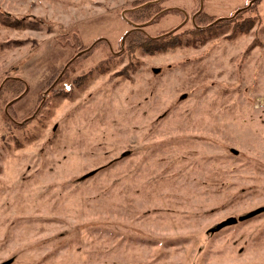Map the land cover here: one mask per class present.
<instances>
[{
  "label": "rangeland",
  "instance_id": "obj_1",
  "mask_svg": "<svg viewBox=\"0 0 264 264\" xmlns=\"http://www.w3.org/2000/svg\"><path fill=\"white\" fill-rule=\"evenodd\" d=\"M3 263L264 264V0H0Z\"/></svg>",
  "mask_w": 264,
  "mask_h": 264
},
{
  "label": "trees",
  "instance_id": "obj_2",
  "mask_svg": "<svg viewBox=\"0 0 264 264\" xmlns=\"http://www.w3.org/2000/svg\"><path fill=\"white\" fill-rule=\"evenodd\" d=\"M240 13V12H239ZM198 15H199V13H197ZM238 15V14H237ZM200 16H201V13H200ZM196 17H198L197 15H195V18ZM228 20V18H223V19H221L219 22L220 23H217V24H215V26L214 27H216V26H218V25H220V24H222V23H224V22H226ZM214 21V20H213ZM193 25H194V22L192 23ZM245 26V25H244ZM244 26H242L241 25V27H244ZM180 27H182V26H180ZM180 27H178V28H176V29H174L173 30V32H175L177 29H179ZM200 28L201 27H198V26H195L194 25V30H193V32L195 33V34H197V33H199V31H200ZM134 31L136 30V29H133ZM170 33V35H172V37H170V35L169 34H166V35H168V36H166V37H168L171 41L169 42V44L168 45H165V44H161V43H163L162 41H161V39H162V37H156V38H150V39H146V42L147 43H151L150 44V48H147V50H148V53H155V52H157V51H164V50H166L167 48H173V47H175V46H177V45H181V38L180 37H178L175 33ZM137 35L139 34V33H136ZM164 36V38H163V40H165L166 39V37ZM172 38V39H171ZM168 39V40H169ZM147 50H145V52H147Z\"/></svg>",
  "mask_w": 264,
  "mask_h": 264
},
{
  "label": "water",
  "instance_id": "obj_3",
  "mask_svg": "<svg viewBox=\"0 0 264 264\" xmlns=\"http://www.w3.org/2000/svg\"><path fill=\"white\" fill-rule=\"evenodd\" d=\"M252 2H253V1H251L249 5H251ZM249 5H248V6H249ZM243 9H245V8H243ZM243 9H239V10H237V11L235 12V15L238 14L239 12H241ZM200 10H201V8L199 9L198 12H200ZM219 20H220V19H219ZM192 21H193V19H192ZM78 55H79V54H78ZM66 67H67V65L65 66V68H66ZM60 76H61V74H60ZM230 151H231L233 154H235V155L238 154V151L235 150V149H230ZM235 221H236V220H235L234 218H232V217H231V218H228V219L225 220V222L221 223V224L218 226L217 229H219V228H221V227H223V226H227V225L233 224ZM3 264H8V263H3Z\"/></svg>",
  "mask_w": 264,
  "mask_h": 264
},
{
  "label": "flooded vegetation",
  "instance_id": "obj_4",
  "mask_svg": "<svg viewBox=\"0 0 264 264\" xmlns=\"http://www.w3.org/2000/svg\"><path fill=\"white\" fill-rule=\"evenodd\" d=\"M67 68V67H66ZM61 77V76H60Z\"/></svg>",
  "mask_w": 264,
  "mask_h": 264
}]
</instances>
